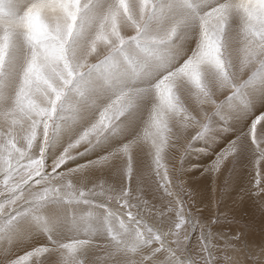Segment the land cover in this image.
<instances>
[{"label":"clouds","instance_id":"obj_1","mask_svg":"<svg viewBox=\"0 0 264 264\" xmlns=\"http://www.w3.org/2000/svg\"><path fill=\"white\" fill-rule=\"evenodd\" d=\"M0 246L264 264V0H0Z\"/></svg>","mask_w":264,"mask_h":264},{"label":"bare ground","instance_id":"obj_2","mask_svg":"<svg viewBox=\"0 0 264 264\" xmlns=\"http://www.w3.org/2000/svg\"><path fill=\"white\" fill-rule=\"evenodd\" d=\"M233 128L236 130H239L240 125L239 124H233ZM233 134L234 133L224 135V136H218V138L215 140L211 139V141L208 142V144L206 145L205 148H209L210 151L212 148H215L216 151H219V149L221 147H223L228 142L229 139L232 138ZM196 147H201V141L197 142ZM191 157L192 158H188V162L189 163H198V164H202L201 160L205 157H207L209 159L211 158L210 156H207V155L202 156V153H192ZM20 246H21V242H18L12 246V250H15L16 248H18ZM2 248H4V246H0V249H2ZM0 252H2V250H0ZM4 254L1 255L0 258H2L4 256Z\"/></svg>","mask_w":264,"mask_h":264},{"label":"rangeland","instance_id":"obj_3","mask_svg":"<svg viewBox=\"0 0 264 264\" xmlns=\"http://www.w3.org/2000/svg\"><path fill=\"white\" fill-rule=\"evenodd\" d=\"M209 141H211V139H208L206 141H201V147H206V145L208 144ZM211 151L212 152H215L216 150H215V148H212ZM191 155L189 156V158H192ZM202 156H204V154H202ZM201 161H202V164H206L209 161V158L205 157ZM256 239H259V237L257 236ZM4 249L5 248L0 249V250H2V252H0V256L5 253V250Z\"/></svg>","mask_w":264,"mask_h":264}]
</instances>
